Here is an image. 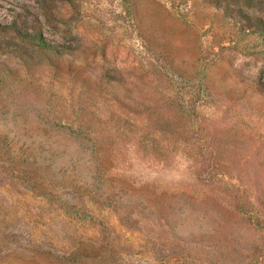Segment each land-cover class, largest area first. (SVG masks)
<instances>
[{
    "label": "rangeland",
    "instance_id": "rangeland-1",
    "mask_svg": "<svg viewBox=\"0 0 264 264\" xmlns=\"http://www.w3.org/2000/svg\"><path fill=\"white\" fill-rule=\"evenodd\" d=\"M236 7L0 0V264H264V42Z\"/></svg>",
    "mask_w": 264,
    "mask_h": 264
},
{
    "label": "trees",
    "instance_id": "trees-1",
    "mask_svg": "<svg viewBox=\"0 0 264 264\" xmlns=\"http://www.w3.org/2000/svg\"><path fill=\"white\" fill-rule=\"evenodd\" d=\"M225 0H208L213 5H221ZM227 2H232L236 4V11L240 13L241 21L244 23L243 26L245 29H250L251 31L256 32L259 37L264 42V16L262 14H249L245 9L253 10L258 12L262 9L264 0H226ZM244 6L245 8L243 9ZM64 258H67L65 256Z\"/></svg>",
    "mask_w": 264,
    "mask_h": 264
}]
</instances>
